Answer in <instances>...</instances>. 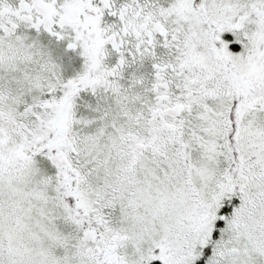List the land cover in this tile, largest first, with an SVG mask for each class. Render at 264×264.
<instances>
[{"label":"snow or ice","instance_id":"obj_1","mask_svg":"<svg viewBox=\"0 0 264 264\" xmlns=\"http://www.w3.org/2000/svg\"><path fill=\"white\" fill-rule=\"evenodd\" d=\"M0 264H264V0H0Z\"/></svg>","mask_w":264,"mask_h":264}]
</instances>
